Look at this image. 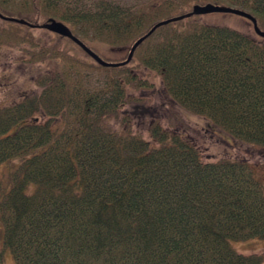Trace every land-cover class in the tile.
<instances>
[{"label":"trees","instance_id":"1","mask_svg":"<svg viewBox=\"0 0 264 264\" xmlns=\"http://www.w3.org/2000/svg\"><path fill=\"white\" fill-rule=\"evenodd\" d=\"M208 3L246 11L264 30V0H157L148 10L110 0H0V14L60 21L117 63L155 23ZM199 16L158 27L116 67L65 37L52 33L45 43L35 28L0 19V49L16 48L18 66L43 68L36 90L0 107V243L15 264L263 263L230 245L264 239V185L254 167L206 155L201 133L132 115L143 104L136 92L159 88L164 102L202 117L213 133L264 147V38ZM101 43L125 55L105 57ZM93 68L104 84L84 89L81 70Z\"/></svg>","mask_w":264,"mask_h":264},{"label":"rangeland","instance_id":"2","mask_svg":"<svg viewBox=\"0 0 264 264\" xmlns=\"http://www.w3.org/2000/svg\"><path fill=\"white\" fill-rule=\"evenodd\" d=\"M72 3L73 1L80 3H92L94 0H64ZM113 3L123 7H135L136 9H149L157 0H110ZM68 4V5H69ZM198 21L205 24H214L227 26L229 28L256 36L251 24L240 16L230 13H211L200 15ZM3 24V23H2ZM5 24V23H4ZM32 34L45 43H49L54 36L51 32L41 28H35ZM64 41L61 42V47L64 46ZM70 53L76 54L79 57H84L80 52L67 46ZM99 50L105 57L110 59H118L125 55L124 50L115 49L104 43L99 45ZM19 56V51L16 48H1L0 49V107L15 103L22 98L23 95L36 90L34 84L39 70H43L41 66H18L14 61ZM88 59V58H87ZM89 60V59H88ZM47 65V64H46ZM49 66V65H47ZM46 68V67H45ZM104 73L102 70L93 68L88 71L81 70L80 84L84 89L92 90L97 86L104 84ZM156 83L159 78H155ZM140 102H143L139 107L132 109V115L138 119L145 120L159 119L161 125L167 130L180 129L186 131L190 136L196 137L198 133L204 135L201 139L204 144L205 154L214 158H238L247 160L255 169V176L258 177L264 185V147L255 144L238 143L233 141L227 134L216 129L214 133L209 130L207 121L202 117L194 116L170 106L164 102L159 88L142 89L136 92ZM45 119H41L44 122ZM147 124V123H146ZM144 127L145 123H140ZM137 126V125H136ZM148 138V136L146 135ZM230 245L239 253L242 254H259L263 258L264 264V239L249 238L245 240H230ZM0 264H15L14 257L8 248H5L0 243Z\"/></svg>","mask_w":264,"mask_h":264},{"label":"water","instance_id":"3","mask_svg":"<svg viewBox=\"0 0 264 264\" xmlns=\"http://www.w3.org/2000/svg\"><path fill=\"white\" fill-rule=\"evenodd\" d=\"M211 13H230V14H234L242 18H245L251 23L254 33L257 36L264 38V30H261L258 27L256 19L246 11L233 8V7L213 5L210 3L205 4V5H194L188 13L155 23L146 34L138 38L132 44L125 60L121 62L113 63V62L104 61L102 58H100L94 51H92L89 47H87L85 43H83L80 39L75 37L67 25L55 19H49L47 22L43 24H31L27 22L26 20L18 19L15 17H7L1 14H0V19L5 20V21L15 22V23L22 24V25H27L32 28H41L53 34H57L62 37H65L71 40L72 42H74L76 45H78L97 64L103 67H116L119 65L127 64L131 60L133 53L135 49L137 48V46H139L142 43V41L145 38H147L149 35H151L158 27L168 24L169 22H173V21L181 20L183 18L190 17L192 15H206V14H211Z\"/></svg>","mask_w":264,"mask_h":264}]
</instances>
